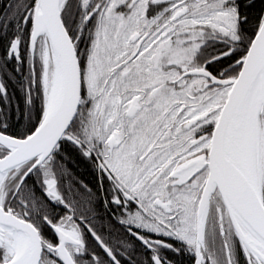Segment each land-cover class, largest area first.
Masks as SVG:
<instances>
[{
	"label": "snow or ice",
	"instance_id": "6c2138e0",
	"mask_svg": "<svg viewBox=\"0 0 264 264\" xmlns=\"http://www.w3.org/2000/svg\"><path fill=\"white\" fill-rule=\"evenodd\" d=\"M0 264H264V0H0Z\"/></svg>",
	"mask_w": 264,
	"mask_h": 264
}]
</instances>
